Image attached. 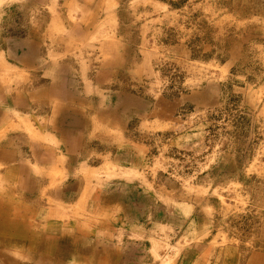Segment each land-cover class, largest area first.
<instances>
[{
    "label": "rangeland",
    "instance_id": "1",
    "mask_svg": "<svg viewBox=\"0 0 264 264\" xmlns=\"http://www.w3.org/2000/svg\"><path fill=\"white\" fill-rule=\"evenodd\" d=\"M0 108V264H55L37 202L52 235L114 204L118 264H264V0H4Z\"/></svg>",
    "mask_w": 264,
    "mask_h": 264
},
{
    "label": "crops",
    "instance_id": "2",
    "mask_svg": "<svg viewBox=\"0 0 264 264\" xmlns=\"http://www.w3.org/2000/svg\"><path fill=\"white\" fill-rule=\"evenodd\" d=\"M83 2L85 0H82ZM86 3V2H85ZM86 7V6H85ZM86 11L90 14L93 13L91 10L86 9ZM53 20V19H52ZM58 22L59 19H56ZM56 29V24H51V32ZM51 40L55 38V36H50ZM43 37L42 39H44ZM39 38L35 41H23L19 42V45H21L23 48L25 47V52L23 51V54H21L20 57H17L18 60H14L12 58V62H9L6 59V65H8L9 68L12 69V71H18L19 65H24L25 68L28 70H35L34 67L39 66L42 64V60L37 56L36 50L41 47V43L39 42ZM36 54V55H35ZM47 68V67H46ZM43 69L45 70V66H43ZM46 91V90H44ZM31 94V93H30ZM37 95V94H36ZM7 98V96H5ZM1 110V108H0ZM52 135V134H51ZM78 143V142H77ZM3 157V158H2ZM0 160H3V162H14V159L11 158L6 152H0ZM15 173H21L26 174L27 178H29V170L26 172L25 168H14ZM33 169H36L33 168ZM23 193L22 195L27 196V200L24 202L23 199H19L17 201L20 202V204L23 207L30 208L34 207L31 206L32 203L36 202H29V194L33 193L34 188L30 187V183L28 182V185L25 186L23 183ZM21 200V201H20ZM46 203V202H45ZM57 206H60L62 204L68 205L70 207L79 206L86 208L91 205L92 202H55ZM104 204L102 207V211H99V215H105V218L99 219V217L94 219V214H91L89 216L88 211H86V214L79 212L77 215L78 220H70L75 221L76 226L73 229H67V225H61L59 231H55V233L47 234V227L46 223L49 222V220H46V213L48 208H45V204L42 206L41 202H37L38 211L37 215L35 216V219L32 218V221L36 224H41L38 227V234L35 238H37V241L31 242L27 240L28 242V248H23V253L31 256V259L36 260L37 262H40L42 259L49 258L52 261H55V264H118V260H120L121 257L124 258L123 253L121 254V257H119V253L117 254L118 250H123L124 245L121 243L122 239H125V235L128 234H113L111 233L109 229V224H107V220L109 221L110 218L108 213L110 212L111 207H115L114 204H110V202H101ZM93 206V205H92ZM51 208V207H50ZM81 209V207H80ZM72 211H75L74 209H71ZM45 213V214H44ZM93 213V211H92ZM21 227H16L18 231L21 232V234L24 231V223L30 222L28 221L30 219V216L27 214H24L21 216ZM58 220V218H55ZM77 219V218H76ZM31 220V219H30ZM61 221H66L65 219H59ZM7 222V220H5ZM42 223H44L42 225ZM98 223H102L103 225H106L104 229L101 231L96 230V226ZM12 230L8 229L7 226H3L2 221L0 220V236L7 237V234L9 231ZM27 234V235H26ZM29 231H25L26 238H29ZM132 234V232H131ZM133 235V234H132ZM25 238V237H24ZM118 240L119 242L117 245H115V240ZM26 240V239H24ZM1 242V241H0ZM5 245V243H0V246ZM14 244L11 246V250H6V254H13L14 253ZM1 248V247H0ZM1 251V250H0ZM47 256V257H46ZM68 257V258H67ZM6 264H11V262H8V259L6 260Z\"/></svg>",
    "mask_w": 264,
    "mask_h": 264
},
{
    "label": "bare ground",
    "instance_id": "3",
    "mask_svg": "<svg viewBox=\"0 0 264 264\" xmlns=\"http://www.w3.org/2000/svg\"><path fill=\"white\" fill-rule=\"evenodd\" d=\"M4 2V0H0V4H2ZM110 20V19H109ZM3 158V157H2ZM171 260V259H170ZM165 264H167V263H165Z\"/></svg>",
    "mask_w": 264,
    "mask_h": 264
}]
</instances>
